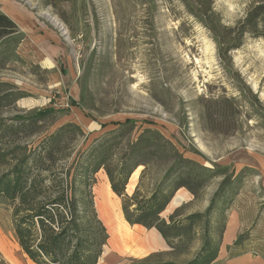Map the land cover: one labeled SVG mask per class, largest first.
I'll return each instance as SVG.
<instances>
[{"label":"rangeland","instance_id":"1","mask_svg":"<svg viewBox=\"0 0 264 264\" xmlns=\"http://www.w3.org/2000/svg\"><path fill=\"white\" fill-rule=\"evenodd\" d=\"M10 1L21 14L18 32L0 40V124L8 127L0 132V149L35 146L74 124L81 133L65 135L59 145L65 166L81 163L104 140L115 142L114 165L140 163L134 190L125 189L129 197L137 189V204L173 167L178 179L164 191L182 181L196 196L179 188L191 200L173 208L168 221L174 215L180 224L189 213H205L222 189L221 203L235 195L218 219L226 225L252 215L264 242V37L245 35L239 48L221 55L191 0ZM258 1L213 0L212 9L222 24L235 27ZM46 109L49 115L27 123ZM126 122L131 131L113 139L112 130ZM7 168L0 166V174ZM93 180L96 211L116 228L114 236L121 234V198L111 193L103 169ZM137 204H127L129 214L146 220ZM10 213L0 198V245L8 250H0V264L22 254ZM200 225L191 234L183 229L174 248L153 262L192 260L202 244ZM136 260L120 258L123 264Z\"/></svg>","mask_w":264,"mask_h":264},{"label":"trees","instance_id":"2","mask_svg":"<svg viewBox=\"0 0 264 264\" xmlns=\"http://www.w3.org/2000/svg\"><path fill=\"white\" fill-rule=\"evenodd\" d=\"M191 1L195 6L193 14L207 25L221 55L239 48L245 35L264 37V0L250 7L235 27L221 23L219 16L212 9L213 0ZM17 32V25L0 13V40L10 38ZM49 114L48 109L40 110L29 118L27 123L42 120ZM130 124L126 122L112 130L113 134L117 135L113 139L124 133L128 134L131 127L127 129L126 126ZM4 127L8 129L1 123L0 132ZM75 130L81 133L74 124H65L35 146L28 148L10 143L8 148L0 149V166L8 167L0 174V198L6 200L11 207L14 238L28 259L34 264H97L102 247L108 240V234L95 209L91 185L94 183L93 175L103 169L113 194L122 200L124 219L130 226L155 228L167 244L174 248L173 241L182 239L183 229L191 234L199 227L198 224H201L200 250L192 260L184 264H212L215 261L225 229L224 220L218 219L217 215L224 213L235 194L221 203L219 198H222L221 194L224 192L221 189V192L215 193L205 213L191 214L180 224L172 215L167 223L159 216L176 190L186 187L196 196L195 191L182 181L171 187L168 193L164 191L168 182L173 183L178 179L173 176L175 168L168 169L150 197L137 204V189L130 197L125 193V189L140 163L127 164V161L122 159L114 165L116 154L112 146L117 145L115 142H100L86 153L81 163L76 160L70 166H65L61 162L63 154H58L59 145L65 135L73 134ZM9 134L8 131L6 135ZM131 153L133 154L134 150H131ZM128 203L137 204L135 210H140L141 214L146 215V220L141 217L132 218ZM214 233L216 235H213ZM244 235L239 236L235 244L244 240ZM154 257L156 255H151L138 264H149ZM153 264L178 263L165 261Z\"/></svg>","mask_w":264,"mask_h":264},{"label":"crops","instance_id":"3","mask_svg":"<svg viewBox=\"0 0 264 264\" xmlns=\"http://www.w3.org/2000/svg\"><path fill=\"white\" fill-rule=\"evenodd\" d=\"M11 3L12 2L10 0H0V12L10 18L18 27L17 19L20 17L19 15L21 13L16 11L15 7H13ZM139 171L140 170L136 169L129 178L128 184L126 186L127 194H131L134 190V185L136 184ZM130 187L131 190L129 189ZM111 193L113 194L112 191ZM178 195L182 198H179V201H176V197ZM189 200H191V195L186 190L179 189L174 194L169 204L166 206V211H163L165 213V215H162L164 217L163 219L168 223L169 221L165 217L169 214L171 215V213L174 211L173 208H176V206H179L181 203L188 202ZM97 210L99 218L105 226L108 234L107 245L104 246V250L97 264H123L120 261L122 256H130L134 259H138L136 260V264H138L151 255L157 256L160 253H165L171 250L167 242L155 228L146 229L140 225L130 226L125 221L122 213V221L119 222L118 225L122 233L118 235L115 234L114 236L113 232H116V228L113 229V226H109L106 221H104V218L100 216L98 207ZM188 215L191 214L189 213L186 216ZM251 218L252 215L248 217L243 215L242 219L235 222L234 224L230 223V221H227L222 234L218 256L212 264H264V242L262 243L258 240L261 228H259V226L252 227ZM243 234H246V238L239 244H235L237 238ZM17 248L20 249L18 244ZM0 250L4 254L8 253L5 243L0 245ZM104 251H106L105 256ZM160 261L165 262L164 260ZM148 263L153 264L155 262L151 260ZM5 264L34 263L22 253L18 257H7Z\"/></svg>","mask_w":264,"mask_h":264},{"label":"bare ground","instance_id":"4","mask_svg":"<svg viewBox=\"0 0 264 264\" xmlns=\"http://www.w3.org/2000/svg\"><path fill=\"white\" fill-rule=\"evenodd\" d=\"M46 17H48V16L46 15ZM48 19L50 20V22H52V24H54V25L57 24L54 19H51V18H48Z\"/></svg>","mask_w":264,"mask_h":264},{"label":"water","instance_id":"5","mask_svg":"<svg viewBox=\"0 0 264 264\" xmlns=\"http://www.w3.org/2000/svg\"><path fill=\"white\" fill-rule=\"evenodd\" d=\"M103 249H104V247H103Z\"/></svg>","mask_w":264,"mask_h":264}]
</instances>
